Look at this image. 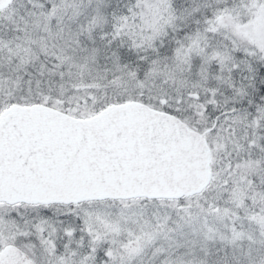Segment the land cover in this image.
<instances>
[{
  "label": "snow or ice",
  "instance_id": "obj_1",
  "mask_svg": "<svg viewBox=\"0 0 264 264\" xmlns=\"http://www.w3.org/2000/svg\"><path fill=\"white\" fill-rule=\"evenodd\" d=\"M0 264H264V0H0Z\"/></svg>",
  "mask_w": 264,
  "mask_h": 264
}]
</instances>
